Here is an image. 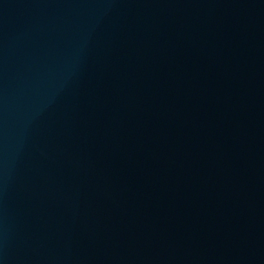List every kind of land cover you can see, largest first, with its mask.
<instances>
[{
    "label": "water",
    "instance_id": "95a60500",
    "mask_svg": "<svg viewBox=\"0 0 264 264\" xmlns=\"http://www.w3.org/2000/svg\"><path fill=\"white\" fill-rule=\"evenodd\" d=\"M0 264H264V0H0Z\"/></svg>",
    "mask_w": 264,
    "mask_h": 264
}]
</instances>
